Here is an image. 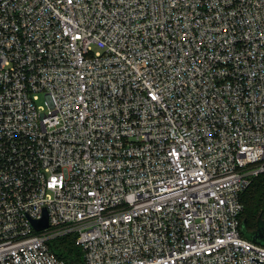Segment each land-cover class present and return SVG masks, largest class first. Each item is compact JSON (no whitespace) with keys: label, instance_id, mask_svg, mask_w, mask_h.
I'll use <instances>...</instances> for the list:
<instances>
[{"label":"built area","instance_id":"2783aa9c","mask_svg":"<svg viewBox=\"0 0 264 264\" xmlns=\"http://www.w3.org/2000/svg\"><path fill=\"white\" fill-rule=\"evenodd\" d=\"M262 171L264 0H0V264H264Z\"/></svg>","mask_w":264,"mask_h":264},{"label":"trees","instance_id":"16d2710c","mask_svg":"<svg viewBox=\"0 0 264 264\" xmlns=\"http://www.w3.org/2000/svg\"><path fill=\"white\" fill-rule=\"evenodd\" d=\"M240 199L243 203L240 225L246 227V230L240 234L250 240L264 231V171L252 178L250 184L241 193ZM262 242L264 244V238ZM49 246L60 259L70 264H84L82 251L75 244L73 234L53 238L49 241Z\"/></svg>","mask_w":264,"mask_h":264},{"label":"water","instance_id":"95a60500","mask_svg":"<svg viewBox=\"0 0 264 264\" xmlns=\"http://www.w3.org/2000/svg\"><path fill=\"white\" fill-rule=\"evenodd\" d=\"M33 225L35 227L36 230H40L43 228H46L48 226V219H47V215L44 213L43 217L40 220H35L32 221ZM245 222V220L243 221V223ZM264 227V226H263ZM264 229V228H263ZM264 238V231L261 232L259 235L254 236L252 239H250L252 242H255L257 244H261L264 245L262 242V239Z\"/></svg>","mask_w":264,"mask_h":264},{"label":"rangeland","instance_id":"374dc122","mask_svg":"<svg viewBox=\"0 0 264 264\" xmlns=\"http://www.w3.org/2000/svg\"><path fill=\"white\" fill-rule=\"evenodd\" d=\"M246 230V227H244V225H240L239 226V231L240 233L244 232ZM242 235V234H241Z\"/></svg>","mask_w":264,"mask_h":264}]
</instances>
